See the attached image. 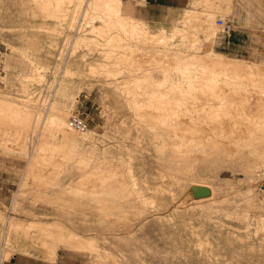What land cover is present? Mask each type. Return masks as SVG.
Here are the masks:
<instances>
[{
  "label": "rangeland",
  "instance_id": "rangeland-1",
  "mask_svg": "<svg viewBox=\"0 0 264 264\" xmlns=\"http://www.w3.org/2000/svg\"><path fill=\"white\" fill-rule=\"evenodd\" d=\"M51 1L54 4L45 0H0V92L9 93L13 100L29 97L43 114L48 105L58 103L66 121L78 112L87 128L74 129L78 141L69 144L71 149L67 143L61 146L58 136H45L48 146L45 144L41 151L44 158L30 172L29 155L39 151L38 131L28 134L21 148L12 137L3 138L0 179L8 182L0 180V185L8 189H0V264H264V140L249 146L244 145L247 138L237 136L235 140L241 143L225 142V150L210 141L187 142L194 145L191 155L180 158L188 154L183 150L185 144L190 145L152 135L146 123L155 119L144 115L137 101L146 98L140 91L149 85L134 88L131 83L144 71H150L155 80L162 78L166 57L158 61L156 51L166 45L169 52L176 51L180 38L170 37L165 45L157 39L145 43L136 54L143 69L133 70L130 63L123 68L124 62L116 67L111 62L115 63L109 64L115 66L113 71L101 63L102 53L109 49L106 37L86 32L100 24L97 14L86 13L80 19L84 0ZM190 1L185 0L183 8L190 7ZM56 2L61 4L60 9ZM122 2L131 6L144 0ZM212 2L207 7L213 12L216 33L218 17L230 26L229 33H224L228 36L231 19L240 12L243 24L251 30L242 32L235 45L225 49L215 46V33L211 48L229 57L264 64V0ZM204 7L199 9L207 11ZM183 8L165 24H146L152 32L163 28L169 35L171 26H180L177 20ZM57 14L62 17L54 18ZM78 20L84 27L79 31ZM83 33L90 41L74 43L73 38ZM169 73L175 74L173 70ZM259 80L264 82V76ZM162 87L159 90H165ZM129 88L136 95L127 94ZM197 95L200 105L202 95ZM8 128L1 126L3 130ZM88 130L95 134L89 132L92 138L88 134L91 139L81 140ZM68 148L73 150L71 154L75 152L74 158ZM7 219L22 224H60L77 235L93 238L94 248L78 250L59 245L51 249L52 256L51 250L47 251L52 242H47L46 248L42 241L45 237V241L52 240L51 236L41 237L34 228H30V234L25 227L10 229ZM35 234L40 238L35 239Z\"/></svg>",
  "mask_w": 264,
  "mask_h": 264
},
{
  "label": "bare ground",
  "instance_id": "bare-ground-1",
  "mask_svg": "<svg viewBox=\"0 0 264 264\" xmlns=\"http://www.w3.org/2000/svg\"><path fill=\"white\" fill-rule=\"evenodd\" d=\"M45 1L49 4L53 3L51 0ZM62 1L59 3L62 4ZM57 3L58 2H56V4ZM59 3L56 5L57 9H60L61 7V4L59 5ZM84 3L80 19L83 20L86 13L88 14L87 16H89V14L92 15L93 13V15L97 14L95 18H97L100 22V24L98 23L97 25H93L89 30L87 29L88 31L86 30V32H94V35L97 33L99 34V37L100 35L101 37H106L107 43H105L109 46V49L107 50L106 48L104 53H102L104 54V62L101 61V63H103V67H108L111 62H115V66L120 67L119 65L124 62L121 65L123 68H126L125 66L130 63L129 67H132L133 70L143 69L140 62L141 60L137 58L136 54H138V50L142 51L141 48L145 43H153V41L157 39L160 44L163 43V45H165L170 37L173 38L178 36V38H180L178 39L180 42L178 43L179 45L176 51L169 52V49L166 47L168 45L165 47L163 46V49H159L158 52L156 51L157 55H160L157 58L158 61L161 56L166 57V67H162L164 72H162V78L155 80L154 75L152 76L150 71H144L141 76L138 78L135 77V80L132 79L133 82H131L134 88H140L143 83H147V86L149 85V88L140 91L143 95L145 94L144 96H146V98L140 100L138 98L137 101L139 102L138 107L144 111V115L146 114V116H151L155 119L152 122H148V120V123H146V125L151 128L150 131H152V135L154 137L160 136L161 138L162 136H168L170 143H176L180 140L184 144L185 142L198 144V142L202 143L210 141L215 143V145H221L223 150H225L227 148V144L231 142L241 143L235 140L237 136L243 135L247 138V143L245 142L244 145L249 146H252L254 142L264 140V82H260L259 80L260 77L264 76V64L229 57L222 53H218L211 48L210 43L216 32L214 31V24L212 23L213 12L208 11L209 8L207 6H209V4H213L212 0H191L189 5L190 7L183 8V12L178 17L177 21H179L180 26H171L173 30L169 32L170 36L163 28L161 30L158 29L160 30L159 32L156 30L157 33L155 30L152 32L145 21L123 13L122 0H84ZM201 6L208 8L207 11H202L204 9L200 10L199 7ZM57 9L54 7V10ZM57 11L58 13H64L62 10ZM63 15H65V13ZM58 16L61 15L57 14L54 18ZM74 17L75 16L73 14L72 18ZM92 19L94 18L92 17ZM82 20L81 22L78 20V24H76L78 27L76 28L77 31H79L80 28H84L82 27L83 24L81 25ZM87 20L83 21V23L85 22L84 24H87ZM84 33L73 38V42L79 45H82L81 43H83L84 45V42L87 43L90 41L86 35L87 33ZM86 43L85 45H88ZM90 43L91 42H89V44ZM180 45L185 48L180 49ZM203 46H205L206 49L201 51ZM106 59L110 62L108 65L106 63L108 62ZM112 64L110 66H112ZM98 65L100 66L102 64ZM133 65L137 66L134 67ZM110 66V69L115 68V66L114 68H111ZM170 70H173L175 74L173 75L172 73H169ZM113 71H116V69ZM68 72L69 70H66V73ZM53 73H55V71ZM150 86L152 87L150 88ZM162 86L168 88L166 89ZM160 87L165 90H159ZM141 88L143 87L141 86ZM131 90L132 89L125 91L127 94H130L131 92L135 93V91ZM197 94L202 95L200 100H202L203 103L200 105L197 102ZM28 99L29 97L24 100L17 98L13 100L10 98L9 93L0 92V140L2 139L0 143L3 141L5 136H9L12 137V141L15 142L16 146L21 148L20 146L23 145L22 143L27 138L28 134L38 131L40 141L37 145L38 147H36V149L38 148L36 151H39L35 152L37 155H29L30 157L27 166L29 167L27 168L29 171V169L32 170V168L39 163V159L43 157V153L41 151L44 149L46 144V140H44L45 136H58V139L62 141L60 142L58 140L59 143H62L60 144L61 146L64 143H67L68 145H75L78 139L76 137L77 134L74 133V128L69 124V121H66L65 111L58 108V103V107L56 106L57 104L48 105L47 107L45 106L46 108H43L45 114H43L40 111V107L31 103ZM37 101L38 99L36 100V103ZM62 105L64 104L62 103ZM1 126H9V128L3 130L1 129ZM92 131L88 130V132H83L80 139L83 141L89 140L88 138H92L91 134H95V131ZM89 132L92 133L89 134ZM88 134L90 137H88ZM4 140H6V138H4ZM225 142L228 143L226 144ZM46 145L48 146V143ZM70 145L69 148L71 149ZM56 147L59 148L58 146ZM69 148L68 150L70 151ZM191 148H194V145L193 147L191 145L189 147L185 144L183 150L184 152H188V154L181 155V152L180 158H185V156L191 155L189 154L193 150ZM71 152H73V150L69 153L71 154ZM249 152H253V147L250 148ZM69 153L67 155H69ZM72 155L75 156V152L72 153L71 156ZM71 156L69 155V157ZM42 160L45 161V159ZM22 223L11 219L6 220V224L10 229L25 227L24 229L28 232L30 228H34L39 232H37V235L41 233V237L42 234L51 236L52 240H49L51 239L49 238L47 239L48 241H45L44 239L47 237L42 240L46 242L43 245H47V242L49 241L52 242L49 243V245L51 244L50 247L49 245L44 246L46 248L49 247L47 251L51 249L55 250L59 245L73 247L78 250H84V248L91 247L94 248L93 243H95V241H91L93 238L87 239L84 236L82 237L79 234L77 235L72 230L67 229L66 226L64 227L60 224H50V222H47L49 224L46 225H39L43 222L36 225L34 224L36 222L32 221H27L25 224ZM30 231L28 234H30ZM39 238L40 237L37 236L35 239ZM52 250L50 254L54 256V254H52Z\"/></svg>",
  "mask_w": 264,
  "mask_h": 264
},
{
  "label": "crops",
  "instance_id": "crops-1",
  "mask_svg": "<svg viewBox=\"0 0 264 264\" xmlns=\"http://www.w3.org/2000/svg\"><path fill=\"white\" fill-rule=\"evenodd\" d=\"M123 4V2H122ZM185 4V0H144L140 5H131L130 3L124 6L122 5L125 13L145 21L149 25L159 26L165 24L170 20L171 16L175 14L178 9H182ZM242 21V12L237 14L231 19L232 31L227 36L224 33L218 31L216 33L215 46L225 49V46H234L235 39L240 36L242 32L246 30H251L250 26H246ZM255 29V28H252ZM223 54V53H222ZM2 172V171H0ZM1 174V173H0ZM2 182H8L6 179H0ZM0 189H8L4 187L3 184L0 185ZM11 264H21V263H11ZM29 264H57L54 263L41 262V263H29Z\"/></svg>",
  "mask_w": 264,
  "mask_h": 264
},
{
  "label": "built area",
  "instance_id": "built-area-1",
  "mask_svg": "<svg viewBox=\"0 0 264 264\" xmlns=\"http://www.w3.org/2000/svg\"><path fill=\"white\" fill-rule=\"evenodd\" d=\"M216 24L219 27L220 32L222 33H229L230 26L228 25L227 21H225L224 18L218 17L216 19ZM69 124L77 130L84 131L87 128V123L85 118L81 116L78 112H74L69 118H68Z\"/></svg>",
  "mask_w": 264,
  "mask_h": 264
}]
</instances>
